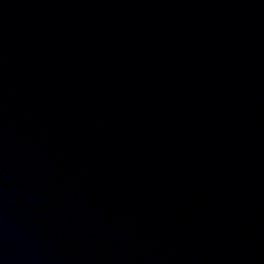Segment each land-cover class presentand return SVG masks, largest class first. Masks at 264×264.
Masks as SVG:
<instances>
[{"label":"water","instance_id":"95a60500","mask_svg":"<svg viewBox=\"0 0 264 264\" xmlns=\"http://www.w3.org/2000/svg\"><path fill=\"white\" fill-rule=\"evenodd\" d=\"M0 264H264V0H0Z\"/></svg>","mask_w":264,"mask_h":264}]
</instances>
